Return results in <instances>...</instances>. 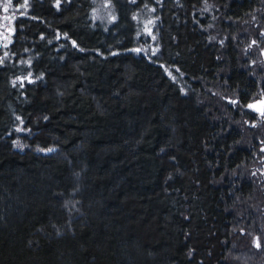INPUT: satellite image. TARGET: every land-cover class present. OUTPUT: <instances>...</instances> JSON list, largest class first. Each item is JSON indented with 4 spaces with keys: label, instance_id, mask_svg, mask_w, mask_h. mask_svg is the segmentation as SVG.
I'll return each instance as SVG.
<instances>
[{
    "label": "trees",
    "instance_id": "obj_1",
    "mask_svg": "<svg viewBox=\"0 0 264 264\" xmlns=\"http://www.w3.org/2000/svg\"><path fill=\"white\" fill-rule=\"evenodd\" d=\"M110 1L108 25L92 0H31L15 22L0 264H264V59L241 28L264 45V0ZM151 8L157 61L130 51Z\"/></svg>",
    "mask_w": 264,
    "mask_h": 264
},
{
    "label": "rangeland",
    "instance_id": "obj_2",
    "mask_svg": "<svg viewBox=\"0 0 264 264\" xmlns=\"http://www.w3.org/2000/svg\"><path fill=\"white\" fill-rule=\"evenodd\" d=\"M94 2L93 9V20L94 22H101L103 24L113 23L116 19V11L110 0H92ZM31 0H0V63H2L7 56V47L11 44L13 36L15 33V22L21 16H27L29 10V4ZM205 10L210 11L213 14L211 6L205 4ZM154 8L149 10V13L143 17L137 16L136 20L138 23V33L136 35V46L130 49L131 52L138 56H144L148 60L157 61L160 56L161 45L159 41V36L157 32V26L159 18L153 13ZM245 23V22H244ZM241 24L243 29V34L246 38L249 37L250 43H248L244 49L245 59L253 60L258 57L256 51L259 53L260 60L264 59V45L255 41L250 35V27ZM246 24H248L246 22ZM215 27L213 28V30ZM218 31L216 28L215 32ZM216 34V33H215ZM224 42V41H223ZM165 69L167 75L175 82H177L184 92H188L187 82L184 74L177 68L166 66L161 63ZM31 76L26 78H19L20 83L26 81H33ZM208 92L216 97L221 96L222 100L225 102H231V100L226 96L224 89L221 84L213 85L208 87ZM249 107L253 111L264 110V96L254 100ZM264 112V111H263Z\"/></svg>",
    "mask_w": 264,
    "mask_h": 264
}]
</instances>
